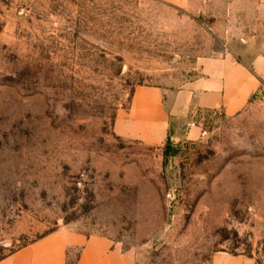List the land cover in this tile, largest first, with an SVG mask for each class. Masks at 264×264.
Returning a JSON list of instances; mask_svg holds the SVG:
<instances>
[{
  "label": "rangeland",
  "instance_id": "rangeland-1",
  "mask_svg": "<svg viewBox=\"0 0 264 264\" xmlns=\"http://www.w3.org/2000/svg\"><path fill=\"white\" fill-rule=\"evenodd\" d=\"M230 3L0 0V260L69 230L137 264H264V86L234 117L170 118L168 148L119 126L221 54Z\"/></svg>",
  "mask_w": 264,
  "mask_h": 264
},
{
  "label": "crops",
  "instance_id": "crops-1",
  "mask_svg": "<svg viewBox=\"0 0 264 264\" xmlns=\"http://www.w3.org/2000/svg\"><path fill=\"white\" fill-rule=\"evenodd\" d=\"M230 2L219 34L221 54L204 60L201 76L167 100L160 89H139L130 123L121 118V135L160 146L169 138L170 118L184 122L199 111L234 117L250 104L264 86V0ZM201 134L194 124L186 139ZM0 264H137V258L106 236L59 230L12 252Z\"/></svg>",
  "mask_w": 264,
  "mask_h": 264
},
{
  "label": "trees",
  "instance_id": "trees-1",
  "mask_svg": "<svg viewBox=\"0 0 264 264\" xmlns=\"http://www.w3.org/2000/svg\"><path fill=\"white\" fill-rule=\"evenodd\" d=\"M171 145H172V141H171V139H170V137H169V138H168V141H167V148L170 147ZM165 155H166V156H170L171 154L168 153L167 150H166Z\"/></svg>",
  "mask_w": 264,
  "mask_h": 264
}]
</instances>
